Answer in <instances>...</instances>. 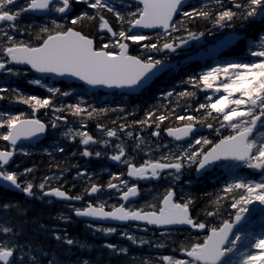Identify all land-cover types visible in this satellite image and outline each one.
<instances>
[{"label":"snow or ice","instance_id":"snow-or-ice-1","mask_svg":"<svg viewBox=\"0 0 264 264\" xmlns=\"http://www.w3.org/2000/svg\"><path fill=\"white\" fill-rule=\"evenodd\" d=\"M117 2L121 5L119 9L115 6ZM17 3L18 0H0V74L5 82L9 77L33 74L34 78L28 83L39 85L48 95L42 98L25 94L19 88L0 87V93H12V101L30 110L16 114L0 111V140L7 144L0 148V181L28 197L48 199L49 203L51 198H57L68 203L75 217L92 218L85 227L93 235L108 236L119 232L133 245L165 248L163 243L152 245L149 240L127 230L106 227L96 221H144L147 225L169 229L162 235H171L170 230L177 226L196 230L186 242L178 244V251L184 258H177L175 254L132 257L129 264H153L154 260L159 264H264V233L253 234L240 227L257 211L264 214V131H260L264 129V0H202L198 6L189 0H26L24 6L14 8ZM81 4L86 7L77 11L76 6ZM27 13L41 14V22L19 23ZM106 13L112 14L115 25L106 18ZM85 22L95 31L86 32ZM253 24L260 25L256 41L248 37L246 50L233 47ZM197 25L206 27L197 28ZM226 29L230 31L225 32ZM208 36L215 41L206 49L211 63L201 65L199 71L179 81L191 90L185 87L177 91L173 85L160 92V98L170 104L175 96V107L152 106L144 110L142 119H133L130 124L120 123L118 127L106 128L97 123L96 127L105 137L102 139L81 130L88 120L110 111L126 113L118 119H127L135 115L136 107L128 112L120 105L115 108L85 106L82 94L74 88L63 90L50 81L52 76L75 78L91 88L120 89L123 94L130 95L145 89L164 73H174L180 64L192 61L189 49L203 47ZM130 45L135 46L136 54ZM221 48L231 49L223 59L218 58ZM181 54L185 57L183 61H171L173 55ZM46 80L49 82L45 83ZM198 93H202L204 99L191 109L195 114L177 115L180 101H192ZM71 96H76V103L62 102L63 98ZM4 99L6 96L0 95V100ZM188 107H184L185 112ZM41 109L51 110L49 122L37 117ZM65 112L79 118V127L67 126ZM170 118L180 121V126H169L163 131L175 141H184L187 147L177 145L173 150L168 145L156 144L153 148L141 135H133L132 129L137 126L141 129L154 127L151 136L158 137L162 124ZM112 124L116 125L117 121L113 120ZM49 127L53 130L65 127L66 130L61 131L64 139L74 141L78 137L83 146L82 157L102 156L101 151L89 150L92 145L112 147L108 159L126 165L127 178L133 182L129 184V179L122 178L124 173H112L106 185H99L91 183L90 174L82 170L77 172V177L89 176L88 186L81 193L70 195L62 185L51 186V181L62 178L67 169H62L59 176H44L39 184L27 179L33 167L24 168L22 173L8 170L15 155H31L24 142L39 141ZM201 129H207L209 135L201 134ZM118 133L134 140V151L147 148L145 154L149 156L162 147L168 151L158 159L150 157L137 166L135 157L126 154L124 141L112 145L109 138L120 140ZM52 150L65 151L59 143L52 145ZM185 168H195L197 174L219 168L230 175L210 200L212 210L204 212L206 218L216 219L226 206L233 210L228 218L209 223L194 217V197L191 194L178 197L172 185L167 186L163 194L153 196L139 207L134 206L140 196L139 181L171 177L174 184ZM241 168L251 170L258 179L237 175ZM21 175L25 180L19 179ZM113 194L127 204L109 205ZM73 201L84 203L82 207H75ZM256 204L260 207L256 208ZM14 208L19 215H25L12 202L0 204V209ZM58 219L70 221L72 217L61 213ZM25 223V220L13 223L10 216L0 219V264H100L99 259L90 255L67 258L74 255L73 247L91 252L95 246L70 238L66 231L63 235L51 232L57 244L64 247L62 254L55 249L48 251L43 246L21 242ZM40 228L45 230L44 225ZM101 247L116 256L127 257L129 253L127 246L117 243L105 241Z\"/></svg>","mask_w":264,"mask_h":264},{"label":"trees","instance_id":"trees-1","mask_svg":"<svg viewBox=\"0 0 264 264\" xmlns=\"http://www.w3.org/2000/svg\"><path fill=\"white\" fill-rule=\"evenodd\" d=\"M198 5L199 4H197V6ZM85 7H86L85 5L81 4V5H77L76 9L77 11H79L80 9L85 8ZM105 15H106V18H108L110 22H112L113 25H115V20L112 14L106 13ZM83 27L86 32L91 33L95 31L94 27L88 25L87 22H85ZM196 27L202 28V27H206V25H197ZM236 28L240 30V25L237 24ZM259 28H260L259 24L249 25L247 31L245 32L246 36L251 37V38H256ZM226 30L224 31L226 32ZM131 48H132L133 54H136L135 46L131 45ZM237 48L244 50L245 42L244 41L241 42ZM198 66H200V64L197 62H194V64L189 66L190 67L189 70L185 71L184 69H181L178 72H174L171 74V76L168 78L166 82L159 79L153 84H151L150 86H148L146 90L142 92L140 95H138L137 97L133 98L132 96L130 99L133 101L131 103H133L134 107H136V112L134 116H131L129 118L132 120L142 119L144 116L145 109H149L152 106L158 107L159 104L168 105L170 108L175 107V103H174L175 96L173 97V103L170 104L169 101L167 102L165 100L158 101V98H157L158 95L160 94L161 91H167L171 89L173 85L176 86L178 81H180L183 78H186L188 74L197 72L200 68ZM58 85L59 86L61 85L62 87L67 86L65 83L63 84L59 83ZM18 86H20L19 88L22 89V91L25 94L28 93L32 95H39L42 98L48 95L46 91L40 88H33L22 82ZM189 90L191 89L189 88ZM2 95L6 96L5 100L12 101L11 99L13 95L12 93H2ZM116 101H119V98H116L115 102ZM59 102H60V99L57 98L56 103L59 104ZM188 102L189 101H183V100L180 101V107L176 108L177 115H182L185 113L184 107L189 106ZM190 102L194 105L197 104V102H194L193 100ZM20 105L26 106L23 104H20ZM26 108H28V106H26ZM39 112H40V115H39L40 118L46 119V112L47 114H50L51 110L41 109ZM26 113H28V110ZM65 113H63V115H65ZM115 113L116 112L110 111L107 114L98 115L89 122L91 123V126L93 128L96 127L97 123L104 125V122L109 117H112V118H109L112 121L115 120L114 119L116 117ZM174 123H176V120L173 118H170L169 120H166L162 124V127L166 128L168 126L173 125ZM136 128H139V127L137 126ZM147 128H149L151 131L154 130V127H147ZM66 140L67 139H64L63 141L64 149H65L63 153L55 151V153L51 156V155H48L47 153L38 152L36 154H31L29 156H25L24 158H22L23 165H25L26 167L34 168L33 173H31L27 177L28 180L38 179V177L43 178L44 176H48L51 173H55V175L59 176L60 171L62 169H67V171L63 173L62 178L56 181L54 180L55 183H53L52 185L57 184V186L58 185L61 186L67 179L71 181H75L74 177L77 175V172L80 170H84L81 168L82 167L81 161L80 162L77 161V163L75 164H70V160L72 158L79 157V153L77 154L74 153L75 151L79 150L78 148L79 140H75V142L72 143V145ZM3 142L4 141L0 140V145ZM70 145H71V148L65 147V146H70ZM71 153H74L75 155L70 156ZM219 189L220 188L214 182L207 180V179L203 180L202 182L198 184L193 185V187L189 190V194H191L194 197V205H193L194 211L192 212L194 217H197L200 220L206 219L209 223H217L219 219L228 218V213L232 212L233 210L226 206L221 210V216L216 219H213L211 217L206 218L204 215L205 209L212 210L211 207H209V202L210 200L215 198V194L218 193ZM4 202H12L16 204L18 208L20 209V212L25 214V215H19L15 208L12 210L0 209V215H2L3 213L4 219L10 216L12 217L13 223H18L21 220L26 221L25 226H24V234L20 237L21 242H25V241L31 242L33 246H43L48 251L55 249L58 254H62L64 251V247L62 245H58L55 238L51 235L50 230L53 227L55 229V232H58L61 235H63V233L66 231L70 238H75L81 241H86L87 243L95 246L91 250V252H89L88 250L78 251L76 247H73L72 253L74 255L67 257L70 259H75V256L77 255H82L85 257L90 255L93 259H99L100 264H129V259L132 257H137V258H148V257L155 258L156 257L151 252L140 251L136 249L135 247H128L129 253L127 257L123 255L116 256V255L110 254L109 250L101 247V245L104 244L102 239H94L89 229L85 227L86 225L85 223L76 221L74 217H72V219L76 222L58 219L61 212H64V204L62 203L54 202L53 204H49V205H41L34 200H30L26 198L23 194H18V193H14L10 191L4 192L0 188V204ZM40 225H44L45 230H42L40 228ZM64 227L66 229H64ZM192 234H194L192 231L184 230V231L178 232L177 234H173L172 236H169L167 239L169 242L167 251H170L171 248L178 249V244L182 241L186 242V240L190 238ZM157 235L159 236V234ZM201 235L203 234L201 233ZM157 261L158 260H154L153 264H156Z\"/></svg>","mask_w":264,"mask_h":264},{"label":"flooded vegetation","instance_id":"flooded-vegetation-1","mask_svg":"<svg viewBox=\"0 0 264 264\" xmlns=\"http://www.w3.org/2000/svg\"><path fill=\"white\" fill-rule=\"evenodd\" d=\"M109 118H112V117H109ZM107 119L105 122H104V126L106 128H112V127H118V125H113L112 124V120L111 119ZM127 124H130V123H127ZM98 130V128L96 129ZM128 131V129H125V132ZM133 131V129H132ZM96 132V131H95ZM100 133L101 134V138H105L104 137V134L103 132L100 130ZM163 130H160V136H163ZM118 135L120 136V140H117L115 137L113 138H109L112 142V145H115L116 143H119L121 141H125V139H127V137L123 134H120L118 133ZM133 135H134V132H133ZM139 135H141L143 137V135L140 133ZM131 141H134L133 139L129 138ZM78 148L79 150L78 151H75L74 153L77 154L79 153V157L81 159V162H82V169L86 170V172L88 174H90V178H91V183H96V184H99V185H106L107 182L109 181V179L111 178V174L112 173H124V176L122 178H124L126 176V173H127V169H126V165L122 164V163H119V162H115V161H112V160H107L106 159V156H105V152L106 151H110L112 153V147H105L103 145H95L93 150H90V151H101L102 152V156L97 158L95 157L94 155L91 156L90 158L88 157H82L80 155V153L83 151V146L82 145H78ZM126 154L129 155V156H134V153H133V150H132V146L131 144L130 145H126ZM90 159H94V160H91ZM90 161V162H89ZM89 162L91 164V166H87L86 163ZM25 165H21V169L20 168H10V170H15L17 171L18 173H22L21 171L26 168V167H23ZM92 168H95L94 171H92L91 169ZM82 171V170H80ZM21 176H19L20 178ZM69 183H67V186L65 189L66 191L69 192L70 195H75V194H78V193H81L84 188L86 186H88V183L89 182V176H84L81 178V180L79 182L77 181H71V180H68ZM114 183H118V181H113ZM75 186V187H73ZM108 191H113L114 190H108ZM36 192L37 194H39V189H36ZM88 197H85V200H87ZM105 199H107V197H105ZM117 199V195L116 194H113L112 198L108 200V202H114L115 200ZM34 201H36L37 203L41 204V205H45L47 203V201L45 200H48V199H39V200H36V199H32ZM53 200V199H52ZM83 203L82 204H79L75 207H82L83 206Z\"/></svg>","mask_w":264,"mask_h":264},{"label":"rangeland","instance_id":"rangeland-1","mask_svg":"<svg viewBox=\"0 0 264 264\" xmlns=\"http://www.w3.org/2000/svg\"><path fill=\"white\" fill-rule=\"evenodd\" d=\"M211 37V36H210ZM214 40V39H213ZM34 78V76H30V75H27V76H19V77H9L8 78V80H7V82H5V79L3 78V75L2 74H0V87H8L9 85H11V83H14V81H17V80H23V81H28V80H30V79H33ZM45 82V81H44ZM45 83H47V82H45ZM32 85V84H31ZM35 86H39V85H35ZM75 90H76V88H74ZM77 91V90H76ZM1 95V94H0ZM3 103H1L0 102V105H2ZM8 110V107L6 106V108L5 109H3L2 107H0V111H7ZM21 111V110H20ZM64 130H66V128H64L63 129V131ZM260 131H264V129H261ZM225 135L227 134V132H225L224 133ZM203 135H209L208 133H206V134H203ZM209 138H211V136H209ZM26 148V147H25ZM27 149V148H26ZM246 170L247 169H244V168H241V169H238L237 170V175H240V176H246V177H248V178H250V179H252L251 177H250V175H249V173L248 172H246ZM213 176H218V177H221L222 179H226V180H229L230 179V175L227 173V172H225L224 170H222V169H219V168H217V169H214L213 170ZM56 181V180H55ZM251 207V206H250ZM255 207L256 208H259L260 206L258 205V204H256L255 205ZM260 225H264V214H261L259 211H257V213H255V215L252 217V219H251V221L246 225V226H244L243 227V229H244V231L245 232H252L253 233V229H255V228H257V227H259ZM124 230H127V231H129L130 232V230L129 229H124ZM130 233H132V232H130ZM97 234V236L98 237H100V236H102V237H106L105 235H103V234H101V233H96ZM132 234H134V233H132ZM111 235H114V236H116V238H118V239H124V240H126L124 237H122V236H120L119 235V232H117V233H115V234H111ZM136 236H138V235H136ZM138 237H140V236H138ZM168 237H165V236H162V237H159L158 238V244H160V243H163V244H165V246L167 247L168 246V244H169V242H168ZM127 241V240H126ZM130 242V241H129ZM131 243V242H130ZM138 245V244H137ZM152 247V246H151ZM154 247V246H153ZM165 247V248H166ZM156 248V247H155ZM158 249H160V250H164V248H158ZM173 249V248H172ZM175 250V249H174ZM243 250V249H242ZM253 251H255V250H253ZM170 254H175L176 255V257L177 258H183V257H181V253H179V255H178V253L175 251V253L174 252H171V253H169V252H160L159 254H158V256H162V255H170Z\"/></svg>","mask_w":264,"mask_h":264},{"label":"water","instance_id":"water-1","mask_svg":"<svg viewBox=\"0 0 264 264\" xmlns=\"http://www.w3.org/2000/svg\"><path fill=\"white\" fill-rule=\"evenodd\" d=\"M190 1V0H189ZM29 14H33V13H29ZM35 15H39V13H37V14H35ZM146 32H148V31H150V30H145ZM238 42V41H237ZM236 42V43H237ZM235 43V44H236ZM226 48H221L220 49V52H222V51H224ZM205 55H207V53H200V54H198V55H196V56H192V58H196V57H198V56H205ZM38 75H40V74H38ZM52 78H55V79H64V80H68V81H73V82H77V83H81V84H83V82H81V81H79V80H76L75 78H61V77H55V76H52ZM87 86V85H86ZM102 90H104V91H109V90H111V89H107V88H101ZM113 90H118V91H123V90H120V89H113ZM201 130H203V129H201ZM200 130V131H201ZM43 137V136H42ZM41 137V138H42ZM40 138V139H41ZM39 139V140H40ZM25 142H33V143H36V142H38V141H25ZM19 143V142H18ZM14 159V158H13ZM13 161V160H12ZM11 161V162H12ZM10 162V163H11ZM9 163V164H10ZM196 175L198 176V175H200V174H197L196 173ZM0 185H3V186H5V182H3V181H0ZM7 188H9V189H11V190H13V191H19V190H16V189H14V188H10V187H7ZM79 218H83V217H79ZM86 219H92V218H86ZM247 221V220H246ZM245 221V222H246ZM244 222V223H245ZM96 223H106V224H116V225H124V224H126L127 222H118V221H111V220H109V221H96ZM132 223H135V224H139V225H142V226H149V227H154V228H158V227H156V226H152V225H147L146 224V222H144V221H134V222H132ZM243 223V224H244ZM241 226V225H240ZM181 227H187V226H177V227H175V228H181Z\"/></svg>","mask_w":264,"mask_h":264},{"label":"bare ground","instance_id":"bare-ground-1","mask_svg":"<svg viewBox=\"0 0 264 264\" xmlns=\"http://www.w3.org/2000/svg\"><path fill=\"white\" fill-rule=\"evenodd\" d=\"M72 155H75L74 153H71L70 154V156H72ZM78 158V159H77ZM77 158H72L71 160H70V164H75V163H77V161H81V159H80V157H77ZM23 167H26V166H23ZM53 175H55V173H51L50 175H48V176H53ZM41 177H38V179H32V181L35 183V184H39L40 183V181H41Z\"/></svg>","mask_w":264,"mask_h":264}]
</instances>
